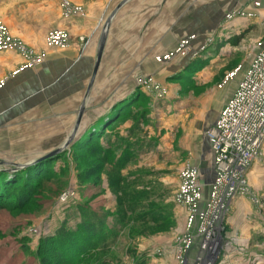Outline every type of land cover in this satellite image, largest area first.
Listing matches in <instances>:
<instances>
[{"label":"rangeland","instance_id":"1","mask_svg":"<svg viewBox=\"0 0 264 264\" xmlns=\"http://www.w3.org/2000/svg\"><path fill=\"white\" fill-rule=\"evenodd\" d=\"M123 1H105L101 10L104 14L96 19L100 36H107V19ZM59 5L63 20L85 16L83 8L68 0H61ZM128 5L137 13L145 7L134 15L138 31L135 25L132 34H137L141 57L146 54L140 70L148 77L139 78L136 90L128 96L135 103L124 117L115 120L111 116L108 126L102 127L101 137L78 148L71 142L62 154L50 156L34 171L28 168V174L23 166L37 159L38 154L47 156L59 148L62 133L69 129L58 120L43 119L37 111L26 108L17 110L10 119L0 118L5 125L12 124L0 128V177L13 179L6 185L5 197L0 198V264H73L71 256L79 247L95 243L94 239L84 242L83 233V219L92 214L107 234L106 248L100 246L74 264H199L207 258L202 248L206 233H211L208 240L217 237L214 264H264V141L243 176L244 193L239 192L228 202L224 219L219 220V213L213 225L205 218L216 172L208 184L201 178L212 163L203 142L209 126L207 117L218 111L212 101L220 91L228 90L226 105L238 95L237 110H241L249 101L248 95L261 87L264 0H135ZM3 8L0 5V34L9 37L10 47L21 45L28 54L11 50L0 54L23 57L15 71L37 68L47 52L30 49L13 33L26 10L20 12L19 5L13 3L6 11ZM132 16L115 18L111 29L121 31L119 23L133 20ZM225 20H231L229 25L237 23L238 28L230 33L223 27ZM130 29L123 30L128 37ZM53 33L59 35L49 36ZM239 35L242 40L232 47L228 42ZM87 40H80L82 49ZM44 44L63 51L70 38L62 30L50 31ZM219 46L217 58L215 49ZM213 59L217 64L208 65ZM205 70L209 71L203 73ZM252 75L255 80L249 84ZM261 99L255 101L252 112ZM92 110L90 115L95 117L99 109ZM250 116L249 123L255 120ZM15 123L19 124L13 126ZM81 127L77 136L90 128ZM52 134L60 140H40ZM197 145L203 149L194 155ZM187 168L194 172L200 188L190 195L200 194L198 211L193 213L176 202L183 183L181 176ZM22 177L26 178L24 182ZM242 198L249 203L244 216L237 223H227L226 213L234 216V202ZM62 228L68 233L64 240L56 234Z\"/></svg>","mask_w":264,"mask_h":264},{"label":"crops","instance_id":"2","mask_svg":"<svg viewBox=\"0 0 264 264\" xmlns=\"http://www.w3.org/2000/svg\"><path fill=\"white\" fill-rule=\"evenodd\" d=\"M16 1L0 0V5L4 6V11L11 3L15 4V6L19 5L20 12L24 9L26 10L25 16L20 18V24L18 28H15L16 30H13V33L17 34L21 41L30 49H34L36 52L45 50L47 56L45 61L35 69L15 71L14 69L19 63L22 60L24 61L23 57L13 53L0 54V81L4 78L2 80L3 84L0 85V118L10 119L19 109L35 110L40 114L41 118L50 121L58 120L61 125L69 129L67 132L62 133L64 142L67 139L66 136L76 124L77 113L81 106H83L84 113L79 125L91 127L98 120H101L102 117L104 118L109 113H112L115 107H118L128 96L134 93L139 85V78L145 75L148 77V74H143L140 70L142 61L147 59L146 54L141 57L139 51L140 42L137 34L136 36L132 34V27L137 24L134 15L141 13V10L145 9L144 5L137 13L132 11V7L128 5L135 0H129L116 11L114 17L112 15L109 16V19L110 17L111 19H107V23H110V25L98 70L93 83L89 87V81L96 62L98 44H100L101 39L105 35V33H102L100 36V32L98 33L99 29H97L98 22L96 19L100 13L104 14L101 10L106 0H68L85 11L84 17H74L70 20L61 19V10L59 9L61 0ZM147 11H149V7ZM124 14L133 15V20L119 23L121 31L114 29L116 31L114 32L113 28L111 29L113 20L115 18V20L122 19ZM230 22L231 20H228V22L225 20L223 27L226 30L229 29L228 31L231 33L238 27L235 26L237 24L235 22L229 25ZM137 26L135 29L138 31ZM130 27V37H128L126 31L123 32V30H128ZM58 30L66 32L70 38L69 46L63 51L53 50V48L46 47L44 44L47 33ZM86 38L88 39L87 43L82 49L80 40ZM211 41L212 39H210V43ZM217 49L218 47L215 49V55L219 58L220 51ZM216 60L213 59L208 65L214 66L217 64ZM208 71L202 72L207 73ZM7 75H9V78L6 79ZM150 75H153V73ZM101 80L102 82L98 85ZM228 99V90L220 91L217 97L214 98L215 101H212V103L215 102L217 104L218 111L207 117L209 122L208 129L216 123L219 113L225 107ZM92 107H98L99 109V113L95 117L90 115L93 111ZM18 124L15 123L13 126ZM11 125H5L4 122H0V128H7ZM54 134L55 136L59 135V133ZM40 140L59 141L60 138L53 137L52 134ZM203 142L208 148L212 161L207 174L205 173L201 177L203 182L208 184L213 179L214 167L210 145L205 136L203 137ZM197 148L198 151L196 149L193 150L194 155H199V150L203 149V146L199 148V145H197ZM39 156L38 154L37 157ZM197 171L202 172L199 169ZM234 203V216L229 213L227 223H237L238 218L240 219V217L244 216L245 206L249 205L243 198L239 202L236 199ZM231 217L232 221L230 220Z\"/></svg>","mask_w":264,"mask_h":264},{"label":"built area","instance_id":"3","mask_svg":"<svg viewBox=\"0 0 264 264\" xmlns=\"http://www.w3.org/2000/svg\"><path fill=\"white\" fill-rule=\"evenodd\" d=\"M55 35H59V33H53L49 36L54 37ZM2 39L7 40V42L3 43ZM7 50L15 51L18 54H28V51L21 45L10 47L9 37L5 39V35L0 34V51ZM27 63H29V58ZM260 64H257V69ZM254 77V75L249 77V84L252 80H255ZM263 91L264 78L261 81V87L248 95V97L251 95L249 101L243 105V109L241 110H237L240 96L235 95L232 103L225 106L219 114L216 123L205 133L212 152L214 172H216V180L214 179L213 182L212 199L206 205L207 215L205 219L207 222H212L211 225L216 222L220 213L218 207L224 198L228 203L236 195H239V192L244 193L242 190L244 187L243 176L249 170L250 164L254 161V157L264 141V95H261ZM261 96L262 99L259 101L258 108L256 109L255 107V110L252 112L255 101L260 99ZM250 106L251 108L249 109ZM250 114L253 117L255 116V120L249 123L252 119ZM253 132H255L254 136H252ZM191 170L187 168L182 173L181 178L183 183L179 187L176 202L193 213L195 209L198 211L200 194L191 197L190 195L193 190L198 191L200 188L195 181V174ZM231 184L236 185L231 187ZM242 194L240 193L241 196H243ZM210 214L213 215L210 216ZM199 262L200 264H209L210 260L207 257Z\"/></svg>","mask_w":264,"mask_h":264},{"label":"trees","instance_id":"4","mask_svg":"<svg viewBox=\"0 0 264 264\" xmlns=\"http://www.w3.org/2000/svg\"><path fill=\"white\" fill-rule=\"evenodd\" d=\"M242 40V36L239 35L237 36L233 41L231 42H228L232 47H237L238 44L240 43V41ZM220 48V46L218 47ZM134 98H129V99H126L122 104H124L123 107H120L118 105V107H115L112 111V115H108L106 117H104L103 119L101 120H98V122H96L94 125H92L90 128H88L87 130H85L83 133L80 134V136L76 137L72 143H71V146H75V147H79V146H85L88 142H90L93 138H99L101 137V130H102V127H105V125L108 123V121L110 120V117L111 116H115L113 118H115V120L118 118H121V117H124L127 113H128V108L130 106H132V104H134ZM114 113V114H113ZM108 126V124H107ZM80 149V148H79ZM49 161V159L43 161V162H40V163H37L33 166H30V167H27L25 169V171L28 172L29 171H34L35 169H37V167L47 163ZM28 168H31V170H27ZM36 172V171H35ZM34 174V173H33ZM21 175L18 176V178H20ZM23 182L25 181L26 178H23ZM0 198L2 197H5V191H6V188L7 186L6 185H9L11 182H13V179L12 177L10 178H5V177H0ZM24 184V183H23ZM4 186H6L4 188ZM24 194V191H22V194L21 196H23ZM21 196L20 197H17V200H20L21 199ZM79 214V213H78ZM86 215V214H84ZM83 233H84V242L86 240H93L95 241V243H86L84 246H81L79 247L75 252L74 254L71 256V263H77L80 262V259L83 258L84 255L88 254L90 251H94L96 248L100 247L102 248V250H104L106 247L105 244H104V240L107 238V234H103V232L101 231L103 229L102 227V224L97 220V218L92 214V215H88L87 218H84L83 219ZM101 231V232H100ZM57 234V237L60 239V240H64L65 237L67 236V231L65 229H60L59 230V233H56ZM106 237V238H105ZM107 242V241H106ZM108 243V242H107ZM64 258L66 257L65 255H63ZM59 260L61 259L60 258V255H57L56 256ZM77 257V258H75ZM72 258H75L72 259ZM40 264H45V262H42Z\"/></svg>","mask_w":264,"mask_h":264},{"label":"water","instance_id":"5","mask_svg":"<svg viewBox=\"0 0 264 264\" xmlns=\"http://www.w3.org/2000/svg\"><path fill=\"white\" fill-rule=\"evenodd\" d=\"M127 1V0H126ZM125 0L123 1V3L117 7V9L115 10V12L126 2ZM115 12L113 13V16L115 14ZM112 16V17H113ZM105 38H106V35H104V37L101 39L100 41V44L98 49H97V56H96V62H95V65H94V68H93V72H92V75H91V79H90V82H89V87L91 86V84L93 83V80L95 78V75L97 73V70H98V66H99V62H100V58H101V55H102V52H103V48H104V44H105ZM84 112V109H83V106H81V108L79 109V112H78V117H77V121H76V124L75 126L73 127L70 135L67 137V139L63 142V144L57 148L55 151H53L50 155L48 154L47 156H43V157H37V159H34V161L24 165L23 167L24 168H27V167H30V166H33L37 163H40V162H43L45 160H47V158H49L50 156H53V155H58V154H62L69 146H70V143L74 140V138L77 136L78 134V129H79V124H80V121H81V117H82V114ZM78 137V136H77ZM22 167V168H23ZM210 260V259H209Z\"/></svg>","mask_w":264,"mask_h":264},{"label":"bare ground","instance_id":"6","mask_svg":"<svg viewBox=\"0 0 264 264\" xmlns=\"http://www.w3.org/2000/svg\"><path fill=\"white\" fill-rule=\"evenodd\" d=\"M227 205H229V203H227V201L224 198L223 201L221 202V204L218 207V209L220 211V217H221L219 220H223L224 219V211L226 210ZM227 214H229V213H226V216H227ZM210 234L211 233H206L205 240L203 241V244H202V248L204 247V251L203 252L206 254L205 256H207L211 260V263H209V264H214V262L216 261L217 256H218V254L216 252V249L215 248L213 249L214 245H216V247H217V242H216L217 241V237L214 235L212 238H210L208 240V237H209ZM208 242H210V245L208 244ZM202 248H201V252H202ZM203 252H202V254H203ZM199 264H200V262H199Z\"/></svg>","mask_w":264,"mask_h":264}]
</instances>
